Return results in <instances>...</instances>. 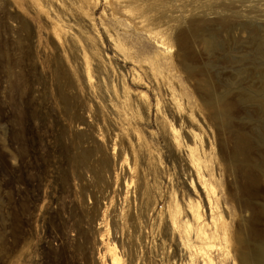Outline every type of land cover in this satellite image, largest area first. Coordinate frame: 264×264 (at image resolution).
Listing matches in <instances>:
<instances>
[{"label": "rangeland", "instance_id": "1", "mask_svg": "<svg viewBox=\"0 0 264 264\" xmlns=\"http://www.w3.org/2000/svg\"><path fill=\"white\" fill-rule=\"evenodd\" d=\"M108 242L122 264H261L264 0H0V264H108Z\"/></svg>", "mask_w": 264, "mask_h": 264}, {"label": "bare ground", "instance_id": "2", "mask_svg": "<svg viewBox=\"0 0 264 264\" xmlns=\"http://www.w3.org/2000/svg\"><path fill=\"white\" fill-rule=\"evenodd\" d=\"M88 78H91L90 76ZM172 125V130L176 133V134H180V128L176 127V125H174V123L171 124ZM194 136L196 137V140H199V142L202 139V136L195 132ZM189 149H188V157L190 158V161L194 164L195 166V170L198 174V176H203L202 175V168L204 169L203 165H204V158L202 157L197 142H193L192 144H189ZM206 161V160H205ZM204 184V182H202ZM188 186L190 187V189H192V191H194V193H196V191H198V188L196 187V184L191 181ZM205 186V185H204ZM204 186L201 185L200 183V188L204 189ZM213 189H215L214 186H212ZM177 205L179 206V212L181 211V209L186 208V211L188 213H190V217H191V221L190 219L186 220V224L183 228H185V232H186V237H188V240H190L191 236L190 231H193V237L194 235L196 236L193 240H195L197 237L200 238L202 240V244L199 246H196V251L198 253H201L203 255H205L211 263H213V259L210 256V251L213 249H216L219 247V245L215 242V238L216 236L214 234H209L206 231L205 225L204 224H196L195 223H200V221H202V216L201 213L199 212V207H195V204H198L195 200L192 201L191 199L187 201V207H184L183 205H180L179 202H176ZM199 205V204H198ZM178 213V212H177ZM170 220H171V224L174 227H178V221L176 218V215L174 212L170 213ZM212 222L215 221V217L212 215V218L210 219ZM194 221L195 223L193 224ZM109 243V244H108ZM108 249L107 252L109 254L108 259V264H122V256L120 255L119 249H118V245L115 242H108ZM224 250L225 251H229V244H228V240H226V242H224ZM261 264H264V249H262L261 251ZM105 258V256H103Z\"/></svg>", "mask_w": 264, "mask_h": 264}, {"label": "built area", "instance_id": "3", "mask_svg": "<svg viewBox=\"0 0 264 264\" xmlns=\"http://www.w3.org/2000/svg\"><path fill=\"white\" fill-rule=\"evenodd\" d=\"M119 172H121L120 169H119ZM124 192L125 193H135L136 192L135 183L133 179L126 178L124 180Z\"/></svg>", "mask_w": 264, "mask_h": 264}]
</instances>
